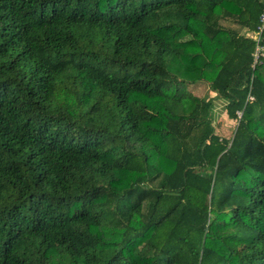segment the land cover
<instances>
[{
	"label": "trees",
	"instance_id": "trees-1",
	"mask_svg": "<svg viewBox=\"0 0 264 264\" xmlns=\"http://www.w3.org/2000/svg\"><path fill=\"white\" fill-rule=\"evenodd\" d=\"M263 11L0 0V264H264Z\"/></svg>",
	"mask_w": 264,
	"mask_h": 264
},
{
	"label": "rangeland",
	"instance_id": "rangeland-1",
	"mask_svg": "<svg viewBox=\"0 0 264 264\" xmlns=\"http://www.w3.org/2000/svg\"><path fill=\"white\" fill-rule=\"evenodd\" d=\"M226 26L237 29L241 34H245L243 30L237 26L225 23ZM189 91L196 97L201 99L214 100V107L212 111V118L214 121L215 132L222 138H231L234 132L236 123L230 120L225 111V102L216 99L215 94L210 90L208 84L205 82H198L188 86Z\"/></svg>",
	"mask_w": 264,
	"mask_h": 264
},
{
	"label": "built area",
	"instance_id": "built-area-1",
	"mask_svg": "<svg viewBox=\"0 0 264 264\" xmlns=\"http://www.w3.org/2000/svg\"><path fill=\"white\" fill-rule=\"evenodd\" d=\"M264 33V11L259 18V25L255 32L247 34L255 42V51L253 53V67L261 62V58L264 57V47L262 45V36Z\"/></svg>",
	"mask_w": 264,
	"mask_h": 264
}]
</instances>
